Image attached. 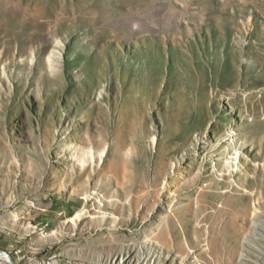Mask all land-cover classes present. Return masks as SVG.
Here are the masks:
<instances>
[{
	"label": "rangeland",
	"instance_id": "1",
	"mask_svg": "<svg viewBox=\"0 0 264 264\" xmlns=\"http://www.w3.org/2000/svg\"><path fill=\"white\" fill-rule=\"evenodd\" d=\"M0 264H264V0H0Z\"/></svg>",
	"mask_w": 264,
	"mask_h": 264
},
{
	"label": "bare ground",
	"instance_id": "2",
	"mask_svg": "<svg viewBox=\"0 0 264 264\" xmlns=\"http://www.w3.org/2000/svg\"><path fill=\"white\" fill-rule=\"evenodd\" d=\"M201 212H202V210H200L198 213H201ZM222 227H223V230H224V229H225V226L222 225ZM3 256H4V255H3ZM4 258H5V261L8 260V257L4 256Z\"/></svg>",
	"mask_w": 264,
	"mask_h": 264
}]
</instances>
